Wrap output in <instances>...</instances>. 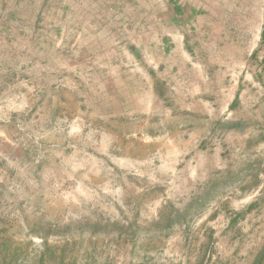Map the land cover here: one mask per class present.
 Listing matches in <instances>:
<instances>
[{
  "label": "rangeland",
  "instance_id": "1",
  "mask_svg": "<svg viewBox=\"0 0 264 264\" xmlns=\"http://www.w3.org/2000/svg\"><path fill=\"white\" fill-rule=\"evenodd\" d=\"M160 65L205 118L176 177L118 121ZM0 264H264V0H0Z\"/></svg>",
  "mask_w": 264,
  "mask_h": 264
},
{
  "label": "crops",
  "instance_id": "2",
  "mask_svg": "<svg viewBox=\"0 0 264 264\" xmlns=\"http://www.w3.org/2000/svg\"><path fill=\"white\" fill-rule=\"evenodd\" d=\"M134 65L137 66L136 63ZM161 70H164L161 65L152 68L150 66L139 68V72L131 80V83L134 80V84L129 86L128 101L124 97H119L116 100L118 101L117 108L120 111L118 121L126 123L127 129L122 131V133L129 134L132 141L139 143L146 149H151L155 145L156 148L153 150H156L160 157V151L168 148L176 152L174 156L177 158L179 149H182L184 144V138L179 137V134L198 132V129H195L198 123L193 120L198 118V121H205V118L202 117L204 120H201V116H196L194 112L187 115L182 112L179 114L178 108L174 104H168L170 101L168 97H170V93H174V88L168 87V84L164 83L163 79L158 78ZM243 85V80H241L240 87L242 88ZM240 87L238 84L234 94H232L231 89H218L216 92H211L205 99L208 102L204 101L207 107L211 106L212 108L208 119L211 121L212 129L208 133H211L216 138L220 136V141L225 135H230V132L227 131L232 133V129L227 130L223 129V127L221 129L219 126H221V122H224L231 115L233 107L238 101V90ZM122 102H128L127 107H124V109H122ZM224 115L227 116L224 117ZM185 119L188 120L187 123H185ZM181 154H183V151ZM143 163L140 166L145 171L144 176L151 180H159V175L149 172L151 171L149 168L150 162L145 160ZM153 165L157 172L160 173L164 172L163 168L168 167V170L174 172L171 174L173 177L182 174V169L185 167L184 162L179 161L178 158L171 167L168 164L162 165V163L158 166ZM216 168L218 169L220 166L217 165Z\"/></svg>",
  "mask_w": 264,
  "mask_h": 264
}]
</instances>
